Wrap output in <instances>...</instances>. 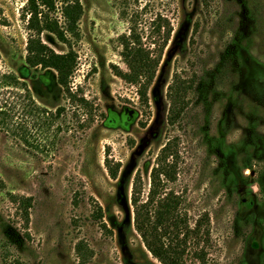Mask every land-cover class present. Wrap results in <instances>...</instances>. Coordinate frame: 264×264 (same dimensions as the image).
I'll list each match as a JSON object with an SVG mask.
<instances>
[{
	"label": "rangeland",
	"instance_id": "obj_1",
	"mask_svg": "<svg viewBox=\"0 0 264 264\" xmlns=\"http://www.w3.org/2000/svg\"><path fill=\"white\" fill-rule=\"evenodd\" d=\"M80 2L71 89L89 111L67 99L55 71L27 64V1L0 0V264H81L80 242L93 252L86 264H161L135 230L132 196L140 174L139 197L148 201L152 170L169 142L177 171L174 181L162 178L158 198L179 197V214L192 228L203 220L186 263L200 264L196 255L204 252L207 264H264L246 258L249 237L264 228V156L253 152L264 149V0ZM132 27L154 58L161 55L148 106L139 86L115 74L128 70L120 39ZM41 38L56 53L69 52L53 34ZM7 76L26 90L5 84ZM176 79L188 91L171 124ZM32 100L41 112H32ZM108 162L120 165L116 180ZM241 175L257 196L248 217ZM11 194L33 198L29 224Z\"/></svg>",
	"mask_w": 264,
	"mask_h": 264
},
{
	"label": "trees",
	"instance_id": "obj_2",
	"mask_svg": "<svg viewBox=\"0 0 264 264\" xmlns=\"http://www.w3.org/2000/svg\"><path fill=\"white\" fill-rule=\"evenodd\" d=\"M24 8L25 16L28 18L27 28L29 39L27 46V64L33 68L41 67L56 72L59 85L64 89L67 99L72 103L83 107L89 111V102L85 98H80L71 89V80L77 68L78 56L73 49V43L80 39V22L84 15V9L80 0H26ZM60 4V7H58ZM61 14V21L55 17ZM129 35L121 37L120 42L123 47L122 57L128 68L127 72L116 68L115 74L128 84L139 86L140 101L144 105H149V89L154 82L158 71L161 55L153 57L152 52L147 50L134 27ZM48 32L53 34L61 43L69 47V52L65 54L56 53L46 45L41 36ZM170 36V34L168 35ZM5 84L10 87L23 88L26 86L15 76H7ZM188 87L175 80L169 87L171 101L170 118L174 124L183 111L184 96ZM29 93V92H28ZM31 100L30 94L27 96ZM32 112H41L33 100L31 102ZM61 108L57 114H61ZM3 112H0V115ZM172 159L170 162L169 159ZM178 153L175 145L169 142L158 157L157 166L151 173V191L148 201L143 203L140 200L141 175L138 174L133 184L132 205L134 207V226L143 243L161 264H187L185 255L192 236H199L203 220H199L192 228L187 216L179 214L180 198L174 194H166L163 198H158L159 189L163 186V179L174 181L177 171ZM109 175L116 180L119 175L120 165L116 168L107 165ZM12 203L17 205L22 218L29 224V211L32 207L33 198L26 196L10 195ZM97 219L103 220V208L96 203ZM105 227H107L105 225ZM168 241V242H167ZM76 253L81 264H86L92 257L93 252L80 242L76 247ZM207 255L204 252L196 255V260L200 264L206 263Z\"/></svg>",
	"mask_w": 264,
	"mask_h": 264
},
{
	"label": "flooded vegetation",
	"instance_id": "obj_3",
	"mask_svg": "<svg viewBox=\"0 0 264 264\" xmlns=\"http://www.w3.org/2000/svg\"><path fill=\"white\" fill-rule=\"evenodd\" d=\"M253 152H255V156L256 159L261 160L263 159V154H264V149L259 148L258 150H253ZM246 168H251L248 169V171H251L254 175L256 174V172L253 170L254 168H256L255 165H249L246 166ZM262 174L260 175V178H258V180L261 181L262 185L264 184V168H262ZM243 172V174H247L248 172H245L244 169L241 170V173ZM255 176H252V178H254ZM257 181V180H256ZM240 182L242 183L243 187L246 188L244 191L245 196L242 199V209H243V213L244 215H246V217H248L249 215H251L250 213L253 212L254 210V205L256 203V192H252L250 191V183L249 180H246L242 175L240 176ZM258 183V182H257ZM254 189V187L252 188ZM262 215H264V213H262ZM256 230L254 231V233L249 237L248 242H247V246H246V258L249 261V258L251 256L256 255L258 262H261V260H264V228H255Z\"/></svg>",
	"mask_w": 264,
	"mask_h": 264
}]
</instances>
